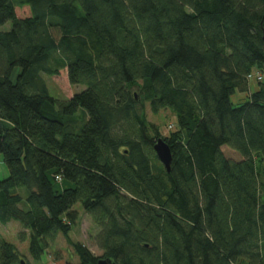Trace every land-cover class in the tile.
Wrapping results in <instances>:
<instances>
[{"label":"trees","instance_id":"trees-1","mask_svg":"<svg viewBox=\"0 0 264 264\" xmlns=\"http://www.w3.org/2000/svg\"><path fill=\"white\" fill-rule=\"evenodd\" d=\"M263 32L264 0H0V224L37 262L61 234L81 264H264V80L231 103L264 76ZM63 70L85 88L58 100L43 75ZM77 204L100 258L70 238ZM22 261L0 237V264Z\"/></svg>","mask_w":264,"mask_h":264},{"label":"rangeland","instance_id":"rangeland-1","mask_svg":"<svg viewBox=\"0 0 264 264\" xmlns=\"http://www.w3.org/2000/svg\"><path fill=\"white\" fill-rule=\"evenodd\" d=\"M12 27V23L9 22L2 27V30L8 31ZM47 82V86L50 91L51 97L58 100L70 99L74 94L81 92L85 87L72 86L69 82L67 70L61 71L58 76H47L43 75ZM15 79V78H14ZM264 80V76H263ZM249 91L242 92L239 89L236 90L235 94L231 97V103L233 107L241 106L248 101L249 95L252 92H256L259 89V83L254 78L249 82ZM146 113L148 121L159 128L162 136L168 137L173 128L170 126L175 124V117L171 111L165 110L161 111L159 114H154L149 105L146 104ZM79 118H83L82 114L78 115ZM223 152L225 156L232 160H242L240 154L235 150L224 147ZM9 176V171L3 161V157L0 155V177L7 178ZM15 193L25 194L27 191L25 189L19 188L14 190ZM74 210L79 213V220L73 227V231L70 234V238L75 243H82L86 246L91 253L100 258L103 256V251L99 248L97 244V236L101 228L91 219V217L83 210L80 204L74 206ZM23 229L20 223L12 221L6 225L0 224V237H2L7 242L15 245L18 250L19 258L25 261V264H81L78 255L75 253L73 247L69 244L67 239L61 234L58 235L52 247L47 249L45 257L42 261H35L29 252V241L28 237H23ZM23 237V238H22Z\"/></svg>","mask_w":264,"mask_h":264},{"label":"water","instance_id":"water-1","mask_svg":"<svg viewBox=\"0 0 264 264\" xmlns=\"http://www.w3.org/2000/svg\"><path fill=\"white\" fill-rule=\"evenodd\" d=\"M263 40H264V32H263ZM154 151L158 157L160 163L164 166L168 173L171 172L173 155L170 146L162 139H158L154 145ZM22 264H25L22 261ZM98 264H114L111 259H100Z\"/></svg>","mask_w":264,"mask_h":264},{"label":"built area","instance_id":"built-area-1","mask_svg":"<svg viewBox=\"0 0 264 264\" xmlns=\"http://www.w3.org/2000/svg\"><path fill=\"white\" fill-rule=\"evenodd\" d=\"M256 79L257 81H263V75L261 74V73H259V72H255V71H253L251 74H249L248 76H247V80H248V82H250L252 79ZM173 128V126L171 125L170 126V129H172ZM57 180H60V177H57Z\"/></svg>","mask_w":264,"mask_h":264}]
</instances>
